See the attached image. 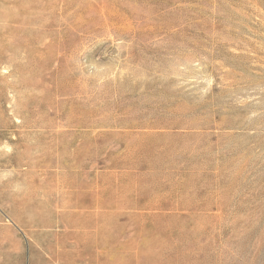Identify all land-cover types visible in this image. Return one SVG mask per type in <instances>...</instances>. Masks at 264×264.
<instances>
[{
  "label": "rangeland",
  "instance_id": "rangeland-1",
  "mask_svg": "<svg viewBox=\"0 0 264 264\" xmlns=\"http://www.w3.org/2000/svg\"><path fill=\"white\" fill-rule=\"evenodd\" d=\"M0 264H264V0H0Z\"/></svg>",
  "mask_w": 264,
  "mask_h": 264
}]
</instances>
